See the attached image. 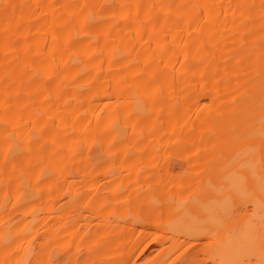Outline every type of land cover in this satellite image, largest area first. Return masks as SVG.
I'll list each match as a JSON object with an SVG mask.
<instances>
[{
  "label": "bare ground",
  "instance_id": "bare-ground-1",
  "mask_svg": "<svg viewBox=\"0 0 264 264\" xmlns=\"http://www.w3.org/2000/svg\"><path fill=\"white\" fill-rule=\"evenodd\" d=\"M149 237L264 264V0H0V264Z\"/></svg>",
  "mask_w": 264,
  "mask_h": 264
},
{
  "label": "rangeland",
  "instance_id": "rangeland-1",
  "mask_svg": "<svg viewBox=\"0 0 264 264\" xmlns=\"http://www.w3.org/2000/svg\"><path fill=\"white\" fill-rule=\"evenodd\" d=\"M128 188H107L104 192V194H107V192H113L115 191L117 194L119 195H123L126 190ZM169 189H174V188H158V190H169ZM195 190V188H193ZM83 188H80V191H83ZM65 192V191H64ZM68 201V197H65L64 199V203H66ZM87 215H90L91 217H94L93 215L86 213ZM114 216V215H113ZM100 220V218H96L94 217V222L97 223ZM123 225V224H122ZM148 240V241H147ZM146 240V244H145V249L142 252V254L138 257V263L142 264L145 260H152L154 259V257H156L157 253L160 252V250L162 249L157 243L158 241H155V239H153V237H149ZM201 248V245L199 246H194V248L191 250L193 252H195V249ZM197 251V250H196ZM104 264H108V262H105Z\"/></svg>",
  "mask_w": 264,
  "mask_h": 264
}]
</instances>
